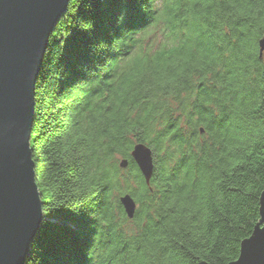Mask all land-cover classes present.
<instances>
[{
  "label": "trees",
  "instance_id": "1",
  "mask_svg": "<svg viewBox=\"0 0 264 264\" xmlns=\"http://www.w3.org/2000/svg\"><path fill=\"white\" fill-rule=\"evenodd\" d=\"M263 38L264 0H71L36 83L26 264L237 261L264 191Z\"/></svg>",
  "mask_w": 264,
  "mask_h": 264
},
{
  "label": "water",
  "instance_id": "2",
  "mask_svg": "<svg viewBox=\"0 0 264 264\" xmlns=\"http://www.w3.org/2000/svg\"><path fill=\"white\" fill-rule=\"evenodd\" d=\"M71 0H0V264H26L44 223V204L35 177L31 136L36 83L49 41ZM264 51V38L260 41ZM131 157L147 186L154 173L152 150L134 146ZM128 160L120 161L126 169ZM129 220L137 204L119 198ZM260 221L230 264H264V191Z\"/></svg>",
  "mask_w": 264,
  "mask_h": 264
},
{
  "label": "snow or ice",
  "instance_id": "3",
  "mask_svg": "<svg viewBox=\"0 0 264 264\" xmlns=\"http://www.w3.org/2000/svg\"><path fill=\"white\" fill-rule=\"evenodd\" d=\"M107 9H124L127 12V20L126 22H132V17L136 16V11L133 12L130 10L129 6L124 3H113L105 6Z\"/></svg>",
  "mask_w": 264,
  "mask_h": 264
},
{
  "label": "rangeland",
  "instance_id": "4",
  "mask_svg": "<svg viewBox=\"0 0 264 264\" xmlns=\"http://www.w3.org/2000/svg\"><path fill=\"white\" fill-rule=\"evenodd\" d=\"M159 39H161V38H159ZM159 39H158V40H159Z\"/></svg>",
  "mask_w": 264,
  "mask_h": 264
}]
</instances>
